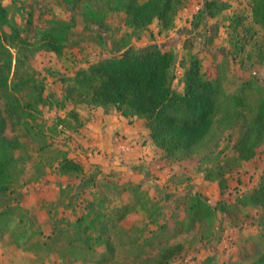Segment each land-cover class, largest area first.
I'll list each match as a JSON object with an SVG mask.
<instances>
[{
  "label": "rangeland",
  "instance_id": "obj_1",
  "mask_svg": "<svg viewBox=\"0 0 264 264\" xmlns=\"http://www.w3.org/2000/svg\"><path fill=\"white\" fill-rule=\"evenodd\" d=\"M104 1L93 0L97 7H106ZM198 1H184L176 26L169 33L159 34L158 24L154 22L124 48L121 41L132 31L124 13H108L101 28L86 21L83 6L71 8L64 0H0L11 7V14L25 27L31 41L52 21L71 24L62 55L45 49L29 53L19 71L12 72V78L22 79L30 74L45 83V95H49L52 106H42L40 121L44 123L47 143L52 148L44 153L52 159L55 157L52 149L59 148L84 165V173L72 175L56 173L54 166L42 168L36 141L22 126L12 125V120L5 115L6 136L16 137L22 144L16 154L25 158V172L17 191L27 213L25 219L31 217L27 225L31 230L22 247L14 244L9 234L3 236L0 264H152L163 246L177 243H182L184 250L169 264H249L258 255L264 231V208L249 207L237 200L242 193L253 189L264 175V146L250 161H238L234 143L240 135V126L222 133L216 144H210L188 159H167L163 152L149 145L150 159L135 158L130 163L121 161L107 168L88 162L91 146L85 144L89 143L85 130L91 118H88L90 106L64 104L62 100L65 78L97 59L119 56L128 48L173 46L177 58L172 70L179 76L183 72L181 60L188 53L185 43L189 40L194 42L193 51L202 59L203 70L210 77L223 76L227 92H235L247 79L264 82V62L259 57V47L264 49V31L253 26L257 31L254 37L246 36V29L251 25L246 15L248 0H238L247 2L240 8L230 3V12L227 11L229 16L245 18L238 32H232L230 20L224 19V15L218 19L206 16L203 26L194 29L191 23L194 14L189 9L191 5L203 7L202 1ZM28 19H31L30 26ZM214 24L219 26L217 32L214 28L210 30ZM182 27L190 30L188 35H177ZM236 40L244 44L241 49L235 45ZM174 86L183 90L179 78L174 80ZM0 109H5L1 96ZM147 141L143 143L148 145ZM219 169L225 171V190L219 181L206 178L207 173L214 175ZM139 183L156 197L151 215L137 208L118 224L112 238L117 246L115 256L105 263L80 258L69 246L74 230L68 228V223L85 213V206L92 200L105 199L112 211L136 203L131 187ZM192 192H199L217 208L213 220L191 222L185 196ZM11 195L12 199L15 193ZM104 250V244L97 247L96 256Z\"/></svg>",
  "mask_w": 264,
  "mask_h": 264
},
{
  "label": "trees",
  "instance_id": "obj_2",
  "mask_svg": "<svg viewBox=\"0 0 264 264\" xmlns=\"http://www.w3.org/2000/svg\"><path fill=\"white\" fill-rule=\"evenodd\" d=\"M184 1L105 0L106 7H97L93 0H64L71 8L83 6L86 21L101 28L108 13H124L126 24L132 28L121 41L124 48L129 47L134 39L139 38V33L149 29L154 22L158 24L159 34L169 33L176 26ZM248 7L251 25L246 29V36L252 38L257 32L253 26L264 31V0H249ZM229 9L228 0H205L204 6L193 15L192 26L194 29L203 26L206 16L218 19L224 15V19L230 20L232 32H238L245 18L227 15ZM28 22L30 26L31 19ZM218 27L214 24L210 30L214 28L217 32ZM70 30V23L55 20L39 30L31 41L25 27L11 14V7L0 2V96L5 105V109H0V241L9 234L18 247L28 240L31 227L27 225L31 217L25 219L27 213L17 191L25 172V158L16 154L22 144L16 137L6 136L5 115L12 120V125L22 126L25 133L36 141L42 168L54 166L59 174L84 173L82 162L68 152L54 148L55 157L52 159L44 153L51 146L47 143L44 123L40 121L43 118L42 106H52L49 95H45V83L30 74L22 79L12 78V72L19 71L29 53L45 49L62 55ZM235 45L241 49L244 44L236 40ZM185 48L188 53L181 60L183 72L179 76L172 70L177 53L171 45L144 50L128 48L119 56L106 55L65 78L62 100L64 104L70 102L115 109L127 118L142 119L153 144L163 151V157L175 161L192 157L210 144H216L222 133L240 126V135L234 143L235 152L238 161H250L264 146V82L256 78L247 79L235 92L229 93L223 76L210 77L203 70L201 57L193 51L194 42L187 41ZM259 49V57L264 62V49L261 46ZM177 78L183 83L182 91L174 86ZM210 174L207 173L206 178L219 181L225 190V171L219 169L214 175ZM131 190L136 203L112 211L105 199L92 200L85 206V213L68 223V228L74 230L69 246L80 258L100 263L113 258L117 246L112 238L118 224L137 208L150 214L152 205H156V197L141 183L132 185ZM12 193L15 196L11 199ZM185 202L188 203L192 223L213 220L216 215L217 208L199 192L189 193ZM237 202L264 208V175L253 189L242 193ZM261 235L260 251L249 264H264V231ZM103 244L106 250L96 256L97 247ZM183 250L182 243L165 245L152 264H169Z\"/></svg>",
  "mask_w": 264,
  "mask_h": 264
},
{
  "label": "crops",
  "instance_id": "obj_3",
  "mask_svg": "<svg viewBox=\"0 0 264 264\" xmlns=\"http://www.w3.org/2000/svg\"><path fill=\"white\" fill-rule=\"evenodd\" d=\"M199 1H202L203 4L205 3V0ZM228 1L232 5H237L235 8L243 7L247 3L246 1L242 3L238 0ZM201 7L202 5H191L189 10H192V14H195V10ZM228 12H230V9ZM247 14L250 15L249 7ZM189 31L187 27H182L177 31V35H188ZM89 111L90 115L88 118H91L85 130L88 136L86 140L89 142L85 144L86 146H91L88 162L113 168L121 161L130 163L135 158L140 157L141 159H150L149 145L158 149L153 144L149 129L145 126L142 119L127 118L115 109L106 110L103 107L90 106ZM144 140H148V145L143 143ZM95 146L98 147L97 150H92ZM160 151L163 152L162 150ZM97 152L99 153L97 154ZM69 155L71 156V154Z\"/></svg>",
  "mask_w": 264,
  "mask_h": 264
}]
</instances>
